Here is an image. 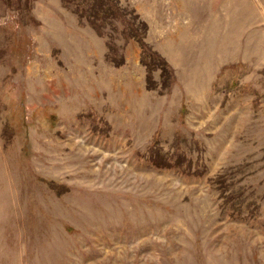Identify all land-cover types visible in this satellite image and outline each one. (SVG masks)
I'll return each mask as SVG.
<instances>
[{"label":"rangeland","instance_id":"374dc122","mask_svg":"<svg viewBox=\"0 0 264 264\" xmlns=\"http://www.w3.org/2000/svg\"><path fill=\"white\" fill-rule=\"evenodd\" d=\"M119 1L169 86L116 21L0 0V264H264V0Z\"/></svg>","mask_w":264,"mask_h":264},{"label":"trees","instance_id":"16d2710c","mask_svg":"<svg viewBox=\"0 0 264 264\" xmlns=\"http://www.w3.org/2000/svg\"><path fill=\"white\" fill-rule=\"evenodd\" d=\"M65 5L69 3H76V7L72 10L73 13L78 15L79 19L87 22L99 36L105 35V29L111 27L113 31L118 30V25H121V34L125 39H133L138 43L142 52L140 62L146 69V88L151 90L156 87V84L152 79V71L160 69L161 71V83L162 85L169 86L173 83L174 75L171 70V66L167 60L156 50H153L151 46L146 42V33L148 31V25L135 11V9L123 8L119 0H62ZM116 21V22H115ZM112 40V39H111ZM112 44L107 43L109 50H112ZM152 62H149L151 61ZM106 61H111L116 67L121 66L124 63L123 56L120 60L113 59L110 54L106 55ZM168 78V80H167ZM153 164L158 167H169L165 157L158 154L157 158L153 161ZM56 187H60L55 184Z\"/></svg>","mask_w":264,"mask_h":264},{"label":"crops","instance_id":"0c3cea01","mask_svg":"<svg viewBox=\"0 0 264 264\" xmlns=\"http://www.w3.org/2000/svg\"><path fill=\"white\" fill-rule=\"evenodd\" d=\"M181 1H183V0H171L170 1V4L173 6V4L175 5V6H177L178 4H181L182 2ZM194 1L195 0H187V4L189 3V4H194ZM199 1V0H198ZM183 2H186V0H184ZM183 4H181L180 6H182Z\"/></svg>","mask_w":264,"mask_h":264}]
</instances>
